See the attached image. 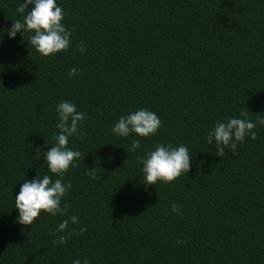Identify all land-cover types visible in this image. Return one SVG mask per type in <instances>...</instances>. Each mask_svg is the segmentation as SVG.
<instances>
[{"label": "trees", "instance_id": "16d2710c", "mask_svg": "<svg viewBox=\"0 0 264 264\" xmlns=\"http://www.w3.org/2000/svg\"><path fill=\"white\" fill-rule=\"evenodd\" d=\"M18 3L0 0V264H264V125L223 157L207 142L242 110L264 119V0H58L73 36L53 57L8 36ZM61 101L85 121L69 143L82 155L57 177L44 155ZM141 108L158 133L116 136ZM161 143L187 146L191 170L146 186L141 160ZM46 174L71 185L68 216L18 224L21 184ZM71 215L74 232L59 233Z\"/></svg>", "mask_w": 264, "mask_h": 264}, {"label": "clouds", "instance_id": "9594fccd", "mask_svg": "<svg viewBox=\"0 0 264 264\" xmlns=\"http://www.w3.org/2000/svg\"><path fill=\"white\" fill-rule=\"evenodd\" d=\"M31 9V10H29ZM21 19L13 21L8 30V36L15 39L17 34H30L29 45L43 57H53L66 52L71 47L73 32L64 24L65 13L58 0H19L16 8ZM83 54L85 48L80 47ZM69 75H77V69L72 68ZM248 109L242 110L240 118L231 117L226 122H217L207 136L209 145L215 143L216 155L223 157L225 150L235 152L237 142L243 143L246 138L255 140L257 125H264V119L253 122L248 119ZM58 118V134L54 137L56 144L44 155L48 171L57 177H63L70 168L76 166L81 152L69 147L70 138L82 134V124L85 114L78 110L77 105L69 101H61L56 106ZM162 122L158 115L148 109H138L122 115L114 124L113 133L121 138H128L135 134L141 138H149L158 133ZM141 147L140 140H134L131 151ZM39 154V152H38ZM191 155L185 145L172 146L158 144L141 160L144 184L157 185L159 182L172 183L191 170ZM71 189L70 184L63 183L62 179H52L50 175L42 178L37 176L34 180H27L21 184L19 194L15 197V210L18 212L17 223L32 226L41 214L68 216L69 205L65 197ZM172 211L177 212L178 206L172 205ZM71 225L79 224V217L71 215L59 223V233L68 232L71 235L74 229ZM81 226L80 232L86 231ZM59 244L67 242V236L59 237ZM178 243H182L179 241ZM73 264H82L75 259ZM83 264H89L87 260Z\"/></svg>", "mask_w": 264, "mask_h": 264}]
</instances>
